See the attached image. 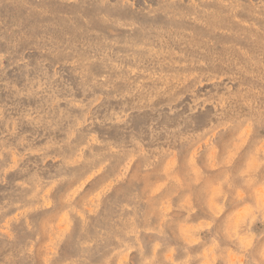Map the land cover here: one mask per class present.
I'll return each mask as SVG.
<instances>
[{"label": "rangeland", "instance_id": "374dc122", "mask_svg": "<svg viewBox=\"0 0 264 264\" xmlns=\"http://www.w3.org/2000/svg\"><path fill=\"white\" fill-rule=\"evenodd\" d=\"M0 264H264V0H0Z\"/></svg>", "mask_w": 264, "mask_h": 264}, {"label": "bare ground", "instance_id": "6f19581e", "mask_svg": "<svg viewBox=\"0 0 264 264\" xmlns=\"http://www.w3.org/2000/svg\"><path fill=\"white\" fill-rule=\"evenodd\" d=\"M11 3V2H10ZM14 4V3H13ZM17 7V6H16ZM63 9H64V7H63ZM21 11V10H20ZM53 14V13H52ZM77 19V18H76ZM5 23V22H4ZM8 26V25H7ZM6 28V27H5Z\"/></svg>", "mask_w": 264, "mask_h": 264}]
</instances>
